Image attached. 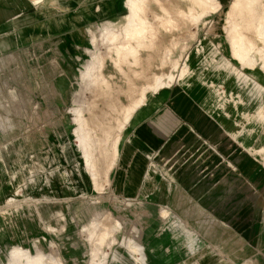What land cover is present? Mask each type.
Returning <instances> with one entry per match:
<instances>
[{
  "label": "rangeland",
  "instance_id": "1",
  "mask_svg": "<svg viewBox=\"0 0 264 264\" xmlns=\"http://www.w3.org/2000/svg\"><path fill=\"white\" fill-rule=\"evenodd\" d=\"M98 1H79L76 10L83 13ZM236 1L201 6L164 0L161 8L148 1L159 41L131 50L142 63L133 65L134 59L115 54L131 12L128 0L108 16L95 13L68 25L64 33V26L49 30L71 7L63 0H0V264H264V30L246 27L255 48L244 61L233 56L231 26L243 16L237 17ZM263 8L261 0L249 15ZM178 9L181 19L173 15ZM161 16L173 17L178 27ZM39 29L45 31L37 37ZM28 33L30 39L21 42ZM146 69L149 79L138 76ZM97 70L105 83L94 77ZM154 74L158 87L148 83ZM144 85L143 101L138 103L140 95L132 100ZM183 93L203 111L206 137L220 141V210L150 208L112 187L120 150L136 125L153 116L167 94L178 102L186 99ZM103 112L113 128L106 167L87 138L90 115L95 135H101ZM152 166L145 184L165 192L167 171ZM145 197H162L165 205L161 192Z\"/></svg>",
  "mask_w": 264,
  "mask_h": 264
},
{
  "label": "crops",
  "instance_id": "2",
  "mask_svg": "<svg viewBox=\"0 0 264 264\" xmlns=\"http://www.w3.org/2000/svg\"><path fill=\"white\" fill-rule=\"evenodd\" d=\"M79 1L83 0H63L71 7L64 10L67 15L53 22L49 30L64 26L65 30L60 31L64 33L69 30L66 29L68 25L82 18L90 19L95 13L108 16L120 7V0H99L91 3L94 7L89 5L81 13L75 6ZM72 12H76L75 15L68 16ZM44 31L39 29L37 37ZM29 39L30 33L22 36L21 42ZM126 49L138 48L128 45ZM183 94L186 99L178 102L167 94V102L153 116L136 125L131 138L120 150L118 165L111 176L112 187L118 195L137 198L145 205L150 204V208L163 209L165 206L166 209H181L188 213L220 210L223 208V180L215 170L220 164L216 161L220 141L206 137L207 123L203 111L191 96ZM152 165L167 171L165 192L159 191L160 186L149 188L145 184ZM149 192L165 194V205L162 197L147 201L145 194Z\"/></svg>",
  "mask_w": 264,
  "mask_h": 264
},
{
  "label": "bare ground",
  "instance_id": "3",
  "mask_svg": "<svg viewBox=\"0 0 264 264\" xmlns=\"http://www.w3.org/2000/svg\"><path fill=\"white\" fill-rule=\"evenodd\" d=\"M148 1H150V0H148ZM148 1H146L147 3H148ZM151 1H155V3L158 5V6H160V8L161 7H163V4H164V0H151ZM196 2L194 3V4H196V5H201V6H203V5H206L207 3H208V0H205V4L203 3L204 1L203 0H195ZM145 2V1H144ZM143 2V0H128V3H126V5L125 6H127L128 8H130L131 9V12H130V14H128L127 15V18H128V21H127V24L125 25V28H124V31H123V37H122V42H118V44H120L121 43V46L120 47H117V49H116V52H115V54H116V56L118 57V58H120V57H122V59L123 58H125V59H127V58H132V59H134L132 62L133 63H131V64H133V65H142V63L140 64V61L138 62V61H136L137 60V58L139 57L138 56V54L136 53V51H131V50H128V49H126V47H128V45L131 43V42H134L135 44H136V46H139V47H143V45L142 44H144L145 42H149V43H152V44H154L155 42H157L158 43V41H159V37H158V33L156 32V24H157V20H156V23H155V21H153L154 23L153 24H155V26L153 27V25H152V23H150L149 22V18H148V15H147V12H149L148 11V4L147 3H144ZM163 2V3H162ZM165 3H167V2H165ZM260 4L261 3V0H237L235 3H234V9L236 10V12H238V14H237V17L238 16H240V15H243L239 20H237V21H234V24H233V26H231L232 28H233V30H232V32H231V34H232V36H231V34H230V36H231V48H232V54H233V56L236 58V59H238V60H240V61H244V60H246L247 59V53H248V51H250V50H252V49H254L255 47H254V43L252 42V39H250L251 37H249V31L247 30L246 31V27H248L249 28V26H254V28L256 29V30H258L259 32H261L262 33V31L264 30V8H263V10H261V12H260V14H254V15H252V14H250L249 15V12L251 11H256V6H257V4ZM166 5V8H167V4H165ZM163 9V8H162ZM166 10V9H165ZM151 12V11H150ZM166 12V11H165ZM168 12V11H167ZM166 12V14H170L171 12L169 11L168 13ZM248 12V13H247ZM177 13V14H176ZM182 13V11L181 10H177L173 15H175L176 14V16H174V18H177V19H181V16L183 15V14H181ZM149 14V13H148ZM172 14V13H171ZM153 15V14H152ZM172 15V16H173ZM169 16V15H168ZM195 15L193 14V16H189V18H191L190 20H191V23H193L195 20H196V17H194ZM155 17V18H154ZM162 17V16H161ZM243 17H246V18H243ZM151 18H154V20L156 19V18H158L157 17V15H154L153 17H151ZM163 18V17H162ZM162 18H160V20H163ZM170 18V17H169ZM165 20V19H164ZM163 20V21H164ZM241 21H246V22H248L249 24H245V26H240V22ZM162 22V21H161ZM164 22H168V23H171V24H173V25H176L177 27H178V23L177 22H175L174 21V19H173V17H172V19H168V21H164ZM164 22H162L163 24H164ZM158 23H159V20H158ZM160 25H162V24H160ZM165 25H168V24H165ZM172 25V26H173ZM167 27H169V26H167ZM173 30V29H172ZM107 31V30H106ZM120 30H118V32H119ZM171 31V30H170ZM169 31V32H170ZM113 32H115V31H113ZM171 33V32H170ZM105 34H107V36H110L111 34H112V36H113V39L116 41H119V36H118V34H116V33H112L111 32V34L109 35L108 34V32L107 33H105ZM104 34V35H105ZM187 34V33H186ZM106 36V35H105ZM112 36H111V38H112ZM186 35H184L183 37H185ZM103 38H104V36H103ZM111 38H109V39H111ZM118 38V39H117ZM161 39V38H160ZM108 40V39H107ZM106 40V41H107ZM103 41L105 42V40L103 39ZM171 41V40H170ZM105 43H107V42H105ZM148 43V44H149ZM110 44H112V43H110ZM117 44V43H116ZM151 44V45H152ZM172 44V43H171ZM104 46V45H103ZM105 46H108V45H105ZM110 46V45H109ZM111 47H112V45H111ZM110 47V48H111ZM114 47H115V45H114ZM145 47H148V46H145L144 45V48ZM151 48V47H150ZM122 49H125V51H121ZM133 49V48H132ZM108 50V49H107ZM135 50V49H134ZM148 50V49H147ZM150 50V49H149ZM105 52H106V50H104ZM165 51V50H164ZM111 52V51H110ZM104 53V52H103ZM99 54V58H98V60H97V65H99V67H102V65H103V63H104V59L105 58H103L104 57V54ZM106 53H109V51L108 52H106ZM165 52H163L162 53V58L163 59H165V58H167V56H166V53L164 54ZM169 53V52H168ZM110 54V53H109ZM108 54V55H109ZM152 55V54H151ZM107 56V55H106ZM110 56V55H109ZM147 58H148V56H147ZM153 58V57H152ZM262 58V57H261ZM148 60V59H147ZM177 61L178 60H176V64H177ZM150 62V61H149ZM130 63V62H129ZM162 63H163V61H162ZM165 63V62H164ZM167 63V62H166ZM172 63H173V61H172ZM172 63H171V65H172ZM130 64V65H131ZM174 64H175V62H174ZM173 64V66H175ZM117 65V64H116ZM141 67V66H140ZM100 70V69H99ZM120 71V70H119ZM148 72H149V69H146V70H142V71H140V72H137V74H138V76H140V77H145V79H149L148 77H149V75H148ZM94 77H96V80L98 81V82H101V83H103L104 81H105V78L103 77V75H102V73H100V71H95V73H94ZM136 75V74H135ZM134 75V76H135ZM155 76H156V74H154ZM123 76V75H122ZM125 76V75H124ZM128 76V75H127ZM155 76H152V78H150L151 79V82H154V84H156L157 85V87H158V85H159V83H160V79H159V77L157 78V76L155 77ZM113 77V76H112ZM129 77V76H128ZM135 78V77H134ZM136 79V78H135ZM94 80V79H93ZM144 80V79H143ZM132 81V80H131ZM95 83V82H94ZM105 83V82H104ZM128 84H130V83H128ZM154 84H151V85H154ZM101 85V84H100ZM113 85H114V83H113ZM118 86V85H117ZM130 86H131V84H130ZM145 86L146 85H144V86H141L140 87V92L139 93H137L136 95H140V97L142 98V99H140V102H138V103H141L142 101H143V96H144V91L146 90L145 89ZM150 86V85H149ZM132 87V86H131ZM144 87V88H143ZM93 88H95V86L93 87ZM100 88V87H99ZM153 89H154V87H152ZM97 89V88H96ZM109 89H111V88H108V90ZM118 89H119V87H118ZM148 89V88H147ZM149 90V89H148ZM129 91V90H128ZM93 92V91H92ZM133 92V91H132ZM93 94V93H92ZM97 94H95V96H96ZM94 96V97H95ZM98 96V95H97ZM138 96H133L134 97V99H132V100H135V99H137V98H139ZM131 98H132V96H131ZM104 100V99H103ZM133 104H135L134 102H132L131 104H129V106H127V107H125L124 108V110H123V112H124V116H123V118H127L128 116H129V114L131 113V110H132V107L133 106H135V105H133ZM91 106H92V104H90ZM107 106V105H106ZM92 111H94L93 109H89V112H92ZM112 112H115V111H117L116 109H112L111 110ZM110 111V112H111ZM102 116H103V121L100 123V132H101V135L100 136H96L95 135V133H94V130L96 129V122L93 120V119H95L94 117H93V115H90V117H89V126L87 127V131H88V133H87V138H89V140L91 141H93L94 143H92V144H94V145H97L96 147H97V149H98V151H99V158H103L104 160H105V167H106V165H107V163L109 162V161H111V159H112V156H111V154L109 153V150H108V153L109 154H107V152H106V148H105V146H106V143H107V141H108V139L111 137V135H112V131H113V128H112V126H111V124H108L107 123V120H108V116H109V114L108 113H106V112H103L102 113ZM92 117H93V119H92ZM97 119V118H96ZM123 121V120H122ZM119 127V126H118ZM118 130V129H117ZM111 139V138H110ZM90 147H91V144H90ZM90 149H92L93 151H94V154L96 153L95 151V148L93 149L92 147L90 148ZM92 150H91V152H92ZM107 154V155H106ZM99 158H97L98 160H99ZM94 159V158H93ZM96 160V159H95ZM92 160V167H94V166H96L95 164H96V161H98V160ZM100 162H102L101 160H99ZM99 162V163H100ZM103 165H104V163H103ZM104 167V166H103ZM102 167V163H101V168H103ZM100 167L98 168V169H101ZM94 169V168H93ZM95 170V169H94ZM104 170V169H103ZM97 171V170H96ZM95 171V172H96ZM101 172V171H100ZM102 173H103V171H102Z\"/></svg>",
  "mask_w": 264,
  "mask_h": 264
}]
</instances>
